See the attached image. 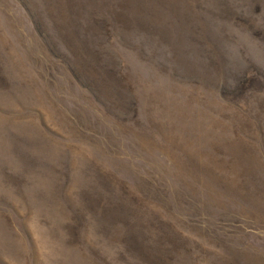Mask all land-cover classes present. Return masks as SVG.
<instances>
[{"label":"rangeland","instance_id":"1","mask_svg":"<svg viewBox=\"0 0 264 264\" xmlns=\"http://www.w3.org/2000/svg\"><path fill=\"white\" fill-rule=\"evenodd\" d=\"M0 264H264V0H0Z\"/></svg>","mask_w":264,"mask_h":264}]
</instances>
